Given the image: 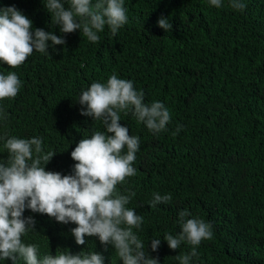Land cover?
<instances>
[{"label": "trees", "instance_id": "16d2710c", "mask_svg": "<svg viewBox=\"0 0 264 264\" xmlns=\"http://www.w3.org/2000/svg\"><path fill=\"white\" fill-rule=\"evenodd\" d=\"M61 2L69 8V0ZM242 2L246 7L234 10L228 0L219 8L208 0H124L127 23L115 37L106 26L92 43L82 30L62 33L46 0H0V9L15 7L28 17L33 33L43 29L65 40L47 42V53L34 50L17 68L0 62V74L14 72L21 82L14 98L0 100V163L9 158L8 138L38 137L41 155L56 152L47 164L41 161L45 171L73 175L70 153L80 139L96 131L107 135L101 120L81 115L86 105L79 96L115 73L143 92L145 104L159 101L171 115L165 130L154 134L131 111L119 113L121 126L140 143L135 175L116 191L135 193L125 207L143 217L133 232L145 242L146 255L158 264H179L176 257L192 251L187 242L172 250L163 240L179 233L178 212L187 210L186 219H202L213 233L195 246L190 264H264V0ZM162 17L171 24L168 32L157 25ZM153 193L172 199L150 207ZM23 217L35 221L21 241L38 246V259L95 252L104 264H123L96 236L76 244L74 223L27 208ZM155 238L161 243L154 252Z\"/></svg>", "mask_w": 264, "mask_h": 264}, {"label": "clouds", "instance_id": "9594fccd", "mask_svg": "<svg viewBox=\"0 0 264 264\" xmlns=\"http://www.w3.org/2000/svg\"><path fill=\"white\" fill-rule=\"evenodd\" d=\"M217 8L222 0H208ZM66 9L61 0H46L44 8L51 13V20L60 26L62 33L82 30L92 43L99 41V32L105 27L113 37L127 23L124 0H69ZM234 10H243L242 0H228ZM158 27L168 32L171 24L160 18ZM32 21L15 7L0 9V62L10 68L19 67L33 51L47 53L49 47L64 45L65 40L51 31L36 29ZM20 80L14 72L0 74V100L14 98L20 89ZM143 92L137 91L133 82L120 79L113 73L106 83L93 82L78 99L86 105L81 115L101 120L106 133L96 131L90 138H81L70 156L76 163L73 175L62 176L58 172L45 171L56 152L43 155L41 138H8L4 148L9 153L7 163H0V259H9L15 264L22 258L25 264H104V257L98 253H61L45 255L38 259V246L24 244L21 236L33 229L32 217L24 218L25 209L34 213L54 217L57 222H69L77 226L71 230L78 245L85 243V236H96L101 244L112 245L123 264H158L157 259L146 255L145 242L133 232L143 223V217L134 209L125 207L135 193L121 195L116 186L126 177L135 175L132 167L139 138L129 135L121 126L120 112L131 111L137 122H143L152 133L165 130L171 119L170 111L159 101L150 105L143 102ZM181 125H177L179 133ZM111 134V135H109ZM126 146V154L124 149ZM35 154V155H34ZM170 195L153 193L150 207L168 203ZM187 210L178 212L180 231L177 235L165 234L167 246L176 250L182 242L193 246L189 254L177 256L179 264H190L198 253L195 246L202 240L212 239L211 225L199 218H188ZM161 239H152L151 250L157 251Z\"/></svg>", "mask_w": 264, "mask_h": 264}]
</instances>
